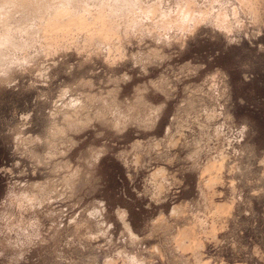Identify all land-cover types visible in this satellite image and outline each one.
Masks as SVG:
<instances>
[{
  "label": "rangeland",
  "instance_id": "rangeland-1",
  "mask_svg": "<svg viewBox=\"0 0 264 264\" xmlns=\"http://www.w3.org/2000/svg\"><path fill=\"white\" fill-rule=\"evenodd\" d=\"M13 1L0 264H264V0Z\"/></svg>",
  "mask_w": 264,
  "mask_h": 264
},
{
  "label": "bare ground",
  "instance_id": "bare-ground-1",
  "mask_svg": "<svg viewBox=\"0 0 264 264\" xmlns=\"http://www.w3.org/2000/svg\"><path fill=\"white\" fill-rule=\"evenodd\" d=\"M8 1H13V0H0V8H2L1 6H3V5L5 6L6 4H9L10 2H8ZM16 1H18V2H16ZM16 1H15V2H16L15 4L18 3L19 5H21L20 7L23 8L24 10H25V7H23V6H24V5H25L26 7L28 6V5H26V3L29 4V5H31V6H32V5L35 6V2H38V3L40 4V1H38V0H37V1H36V0H16ZM43 1L45 2L46 0H43ZM43 1H41V4L44 3ZM62 1L65 2V0H62ZM66 1H67V0H66ZM69 1H70V0H68V2H69ZM72 1H73V0H72ZM5 2H6V3H5ZM7 2H8V3H7ZM13 2H14V1H13ZM42 2H43V3H42ZM46 2H48V1H46ZM49 2L51 3V0H50ZM68 2H66V3H68ZM70 2H71V1H70ZM32 3H34V4H32ZM50 3H49V4H50ZM53 3H54V2H53ZM53 3H52V4H53ZM78 3H79V2H78ZM12 4H13V3H12ZM12 4H11V7L13 6L12 8H14V5H12ZM45 4H46V3H45ZM45 4H44V5H45ZM49 4H46V5H49ZM57 4H59V3H57ZM62 4H65V3H62ZM22 5H23V6H22ZM44 5H43V6H44ZM46 5H45V7H46ZM54 5H56V3H55ZM65 5H67V4H65ZM34 6H32V8H36V7H34ZM36 6L39 7L38 4H37ZM40 6H42V5H40ZM57 6H59V5H57ZM57 6H52V5H51V7H53L52 9H54V7H57ZM6 7L8 8V6L6 5V6H5V9H4L5 12H4V11L0 12V13H1L0 16H3V15L8 16V10H6V9H7ZM9 7H10V6H9ZM11 7L8 8V9L10 10ZM15 7H16V6H15ZM47 7H48V6H47ZM49 7H50V6H49ZM59 7H60V6H59ZM17 8H18V5H17ZM17 8H16V9H17ZM27 8H28V7H27ZM2 9H3V8H2ZM16 9H15V10H16ZM50 9H51V8H49V10H50ZM52 9H51V10H52ZM12 10H14V9H12ZM19 10H20V8H19ZM54 10H56V9H54ZM54 10H52V12H53ZM61 10H62V8H61ZM61 10L59 11V13L61 12ZM0 11H1V10H0ZM20 11H21V10H20ZM27 11H29V9H28ZM56 11H57V10H56ZM3 12H4V13H7V14H3V15H2ZM17 12H19V11H17ZM13 13H14V12L9 13V16H11ZM57 13H58V12H57ZM10 14H11V15H10ZM9 16H8V17H9ZM3 21H4V20H3ZM5 22H6V21H5ZM3 23H4V22H3ZM19 23H20V22H19ZM16 25H17V24H15V26H16ZM22 25H23V24H22ZM22 25L20 24V26H22ZM7 26H8V25H7ZM12 27H13V29H15L14 25H13ZM8 28H9V27H8ZM10 28H11V27H10ZM4 29L6 30V28H4ZM4 29H3V31H5ZM13 29H11L10 31H12ZM18 29H19V27H18ZM37 29H38V28H37ZM7 30H8V29H7ZM17 31H18V30H17ZM0 32H1V31H0ZM6 32H7V31H6ZM8 34H9V33H7V35H8ZM5 36H6V35H5ZM3 38H5V37H3ZM2 42H3V41H2ZM10 45H11V43H10ZM12 45H13V43H12ZM228 210H229V209H228Z\"/></svg>",
  "mask_w": 264,
  "mask_h": 264
}]
</instances>
